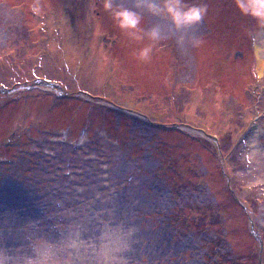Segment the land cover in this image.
<instances>
[{
  "label": "rangeland",
  "instance_id": "1",
  "mask_svg": "<svg viewBox=\"0 0 264 264\" xmlns=\"http://www.w3.org/2000/svg\"><path fill=\"white\" fill-rule=\"evenodd\" d=\"M104 2L0 0V258L264 264V0Z\"/></svg>",
  "mask_w": 264,
  "mask_h": 264
},
{
  "label": "clouds",
  "instance_id": "2",
  "mask_svg": "<svg viewBox=\"0 0 264 264\" xmlns=\"http://www.w3.org/2000/svg\"><path fill=\"white\" fill-rule=\"evenodd\" d=\"M183 3V0H163L162 4H156L155 0H151L148 3V8L151 9H160L166 11L173 19V22L177 25V27H181L184 25H191L199 22L202 19L204 8L199 5H192L191 7H186L181 9L179 5ZM113 0H105L104 8L106 10H111L113 8ZM119 9V5L116 6ZM114 18L119 21V26L121 28H131L135 29L140 23V15L134 12L131 9H122L117 10L114 13ZM152 39H158V32L153 29L149 33ZM150 48H144L140 52L141 58H148ZM0 264H6V260L0 258ZM27 264H35L34 261L29 260Z\"/></svg>",
  "mask_w": 264,
  "mask_h": 264
},
{
  "label": "bare ground",
  "instance_id": "3",
  "mask_svg": "<svg viewBox=\"0 0 264 264\" xmlns=\"http://www.w3.org/2000/svg\"><path fill=\"white\" fill-rule=\"evenodd\" d=\"M254 49H255V51H256L257 53H260V52L262 51V48H261L260 45L257 44V43H255V45H254Z\"/></svg>",
  "mask_w": 264,
  "mask_h": 264
}]
</instances>
